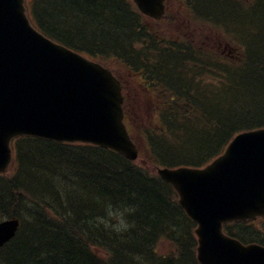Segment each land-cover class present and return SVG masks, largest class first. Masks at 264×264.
Returning <instances> with one entry per match:
<instances>
[{"label":"trees","instance_id":"trees-1","mask_svg":"<svg viewBox=\"0 0 264 264\" xmlns=\"http://www.w3.org/2000/svg\"><path fill=\"white\" fill-rule=\"evenodd\" d=\"M183 2L197 26L238 40L234 62L155 28L130 0H34L42 33L136 76L140 96L125 97L124 115L147 168L90 145L16 140L15 166L0 176V221L20 227L0 264H198L193 225L152 171L203 167L237 133L264 127V0ZM128 212V227L109 223ZM226 230L264 245L254 224ZM163 241L173 251L158 256Z\"/></svg>","mask_w":264,"mask_h":264},{"label":"water","instance_id":"water-1","mask_svg":"<svg viewBox=\"0 0 264 264\" xmlns=\"http://www.w3.org/2000/svg\"><path fill=\"white\" fill-rule=\"evenodd\" d=\"M23 0H0V173L11 161L9 141L39 135L87 142L128 159L137 151L121 119L120 87L111 74L43 38L24 17ZM159 18L163 0H134ZM197 224L200 264H264V247L225 236L222 225L264 218V130L237 136L202 170H158ZM18 221L0 223V247Z\"/></svg>","mask_w":264,"mask_h":264},{"label":"rangeland","instance_id":"rangeland-1","mask_svg":"<svg viewBox=\"0 0 264 264\" xmlns=\"http://www.w3.org/2000/svg\"><path fill=\"white\" fill-rule=\"evenodd\" d=\"M169 16L172 19L173 24H170V23L165 22V21L160 22V23L157 24V27L159 29H162L164 31L165 30L169 31V27L170 28L173 27L174 29H178L179 28L180 29L179 30L180 33L188 35V36H191V37H194V39L197 38L196 31L194 29H192L191 26L188 27V23L186 22V21H188V19H187L188 17L187 16L183 17V13L180 10V7H178L176 5V2H175V5L170 9ZM164 31H162V32H164ZM164 33H167V32H164ZM202 34H203V36L205 34L206 40L205 41L201 40V39H196V40L198 41V43L201 44L200 46H204V48L206 50L217 51V50H220L221 47H225V48H228V49H234V50L238 48L237 45H239V43H238V40L236 38H233V36H229L228 38H226V36L223 33H221L220 30H217L216 28L215 29H211V28H208L207 26H203L202 27ZM232 34L233 33H231V35ZM112 58L115 59L114 56ZM128 82L131 83V80H128ZM141 157H142V153L140 155V160L142 159ZM142 165L147 168V166H146L147 163H146L145 160L142 162ZM188 167L190 168V166H188ZM128 214L126 213V217H127V215H128V217L124 221L118 223V226L121 227V226H124V225L125 226L126 225H130V223L132 221V218H131L130 212H128ZM256 228L264 230V228L262 226V223H258ZM262 236H264V234H262ZM155 251H156V254L158 256H162V253H170L171 254L172 251H173V245L170 244L167 241H163L162 243H160V244L155 246V250L153 251V253ZM105 255L106 254L98 255V257H99L100 260H102V261L104 260L105 261ZM158 262H160V261H158Z\"/></svg>","mask_w":264,"mask_h":264},{"label":"bare ground","instance_id":"bare-ground-1","mask_svg":"<svg viewBox=\"0 0 264 264\" xmlns=\"http://www.w3.org/2000/svg\"><path fill=\"white\" fill-rule=\"evenodd\" d=\"M181 75V74H180ZM251 132H254V131H251ZM89 194V193H88ZM83 196H84V194H83ZM111 202V201H110ZM110 205H111V203H110Z\"/></svg>","mask_w":264,"mask_h":264}]
</instances>
